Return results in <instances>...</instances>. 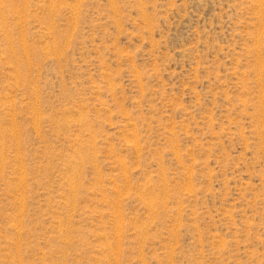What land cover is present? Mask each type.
I'll use <instances>...</instances> for the list:
<instances>
[{
    "label": "rangeland",
    "instance_id": "rangeland-1",
    "mask_svg": "<svg viewBox=\"0 0 264 264\" xmlns=\"http://www.w3.org/2000/svg\"><path fill=\"white\" fill-rule=\"evenodd\" d=\"M0 264H264V0H0Z\"/></svg>",
    "mask_w": 264,
    "mask_h": 264
}]
</instances>
